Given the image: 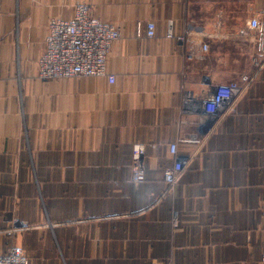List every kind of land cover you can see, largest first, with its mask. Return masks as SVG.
<instances>
[{
    "label": "crops",
    "instance_id": "1",
    "mask_svg": "<svg viewBox=\"0 0 264 264\" xmlns=\"http://www.w3.org/2000/svg\"><path fill=\"white\" fill-rule=\"evenodd\" d=\"M80 3L120 28L107 64L115 81H43L48 22ZM0 5V253L16 243L29 264H262L264 0ZM251 18L261 28L242 34ZM169 20L176 34L189 28L186 42L166 36ZM149 21L155 35L138 34ZM243 74L249 86L206 126L207 87ZM175 141L191 158L170 191ZM135 142L145 145L139 187Z\"/></svg>",
    "mask_w": 264,
    "mask_h": 264
},
{
    "label": "built area",
    "instance_id": "2",
    "mask_svg": "<svg viewBox=\"0 0 264 264\" xmlns=\"http://www.w3.org/2000/svg\"><path fill=\"white\" fill-rule=\"evenodd\" d=\"M1 10V5H0ZM173 20H169V28L166 36L176 38L180 42H186L191 31L186 28L182 33L176 34L172 29ZM261 28V22L257 18H251L243 24L242 34L254 33ZM48 36L46 48L40 59L38 76L43 81H49L67 77L107 76L111 82L115 81V75L108 71V59L113 44L120 38V28L114 22L103 21L91 15L90 7L86 3L76 6L71 18H51L48 22ZM145 31L146 35L153 37L156 33V24L153 21L138 26V34ZM207 50L208 45L204 44ZM252 74H243L238 80H232L226 84L210 85L204 92L203 113L206 126L218 122L226 110L244 92L252 81ZM186 100L191 99L187 92ZM183 111L186 109L183 108ZM190 111V110H189ZM187 142L200 143L199 138L187 139ZM169 150L174 158L173 164L165 169V181L168 190L172 191L190 161L191 156L182 151L179 141L170 143ZM145 145L135 142L132 147V181L139 187L145 179ZM177 212L174 213L173 223L177 225ZM16 226L21 229L27 224L16 219ZM14 228L13 231H17ZM0 264H29V257L25 250L13 243L8 250L0 253ZM264 264V249L262 254Z\"/></svg>",
    "mask_w": 264,
    "mask_h": 264
},
{
    "label": "rangeland",
    "instance_id": "3",
    "mask_svg": "<svg viewBox=\"0 0 264 264\" xmlns=\"http://www.w3.org/2000/svg\"><path fill=\"white\" fill-rule=\"evenodd\" d=\"M29 226H30V224H29ZM28 226V227H29ZM19 228H20V226H18ZM14 228H12V230H13ZM24 229V228H23ZM12 232H21V231H19V230H17V231H12Z\"/></svg>",
    "mask_w": 264,
    "mask_h": 264
}]
</instances>
